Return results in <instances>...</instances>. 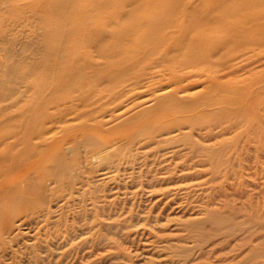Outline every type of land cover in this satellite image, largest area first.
I'll list each match as a JSON object with an SVG mask.
<instances>
[{
	"label": "bare ground",
	"instance_id": "bare-ground-1",
	"mask_svg": "<svg viewBox=\"0 0 264 264\" xmlns=\"http://www.w3.org/2000/svg\"><path fill=\"white\" fill-rule=\"evenodd\" d=\"M255 50L264 55V0H0V113L18 114L0 124L18 119L13 136L24 135L18 156L0 154L17 167L1 164L9 172L0 183V264L14 206L29 226L55 216L58 231L47 238L70 246L32 253V264H264V181L239 203L227 192L236 183L245 190L252 154L255 166L264 161V61L250 67ZM238 58L245 63L235 66ZM200 85L207 90L193 91ZM150 102L137 114L151 123L119 121ZM119 142L153 147L159 164L184 156L190 163L164 176L147 161L127 168L145 193L206 177L171 189L202 192L184 207L196 215L173 219L169 233L161 213L125 215L99 199L97 185L83 188L85 162L111 156ZM120 162L109 163L114 172ZM88 193L87 207L69 208Z\"/></svg>",
	"mask_w": 264,
	"mask_h": 264
},
{
	"label": "rangeland",
	"instance_id": "rangeland-1",
	"mask_svg": "<svg viewBox=\"0 0 264 264\" xmlns=\"http://www.w3.org/2000/svg\"><path fill=\"white\" fill-rule=\"evenodd\" d=\"M120 6H122L121 3H120V5H118V7H120ZM113 8H115V7H113ZM258 53H259L258 50H255V54H254V52H251L248 54V56L249 55L254 56L253 57V63L250 67L256 66L257 64H259V62L264 61L263 60L264 55H260ZM233 62L235 63V66H240L241 64L245 63L244 61H242V58L235 59ZM241 73H243V71ZM195 79H197V78H193L192 80H195ZM199 89L200 90L206 89L205 85H200V86L194 88L193 91H196ZM149 93H150V90L144 91L143 95L141 97H138L134 102L146 100L147 97L149 96ZM230 98H233V97H231V95H230ZM152 103L153 102H150V103L144 104L138 108L133 109L132 111L123 115L119 121H123L124 125H126V126H128V123H129L128 121H131L132 123H135L134 126H137L138 128L143 126L146 123H151L152 122V120L150 119L151 115H149V114L138 115L137 112L141 108H144V106L145 107L151 106ZM131 104H132V102H129V103L126 102L124 107L126 108L127 106H129ZM112 106H113L112 104L108 105V107H112ZM121 111H122V109H118L117 111H115L113 113L107 112V113L103 114L106 116L103 117L102 120L109 121L108 115H112V114L116 115ZM13 112H14V110L11 109L10 113H7V111H5L3 114L0 113V121L3 119V117H2L3 115H18V114H13ZM149 120H151V121L148 122ZM119 121L117 120V121H115L109 125H105L104 127L107 129V128H109V126H112L116 122H119ZM16 122L20 123V120L13 119L10 122H7L6 124H0V154H2V155H5V154L8 155L9 153H12V154L18 156V154H19V150L22 146L21 144H19L21 141L20 138H22L24 135L22 133H19V134H16V136H13V132L15 131L14 130V124H16ZM62 134L63 133L58 132L57 136H62ZM48 143H50V142H48ZM122 145H123V142H119L118 144H115L116 151H115V153L111 154V156L107 157V154H101L100 158H98V159L97 158H89V160H87V162H85L86 166L83 169L88 172V173H86V175L90 176L89 177L90 183H88V185L83 187V188L89 189L90 187L93 186V189H94L95 185H97L98 186L97 189H99V191L97 192V195L100 196L99 199L106 200L107 201L106 203L116 201L117 204L114 203V205L116 206V208H119V210H122V212H124L125 215L128 213V211H131V210L141 211L144 213L145 212L148 213L151 211L154 212L155 214H158V212H159V214L161 213L160 215L163 218L161 221V224H162V226H166L167 230H165V231L169 232V233L173 232V231H171L172 228L170 230L168 229L169 226L173 225V219H174V221H177L178 218L184 219V218L193 217L196 215V213L193 214L191 212L185 211L184 207H187L186 206V201L188 200L187 197H189L190 199H191V197L195 198L198 195H201L202 192L199 191L198 188H196V190L192 189L189 192L185 191V190H180L176 194V193H174L175 191H173L171 189L176 187V185L184 184L186 182H190V181L191 182H195V181L199 182L202 180H206L207 179L206 177H204V176L198 177V179L195 178L194 180L182 181L179 183L163 184L161 186H157V187L152 188L154 190L153 193H151V192L145 193V191H142V189H143L142 185H139L138 183L134 184L135 182L131 184V179L129 176V174H131L130 168L132 167V165H134V167H135V166L140 165L139 163H142L144 161L149 162V167H151L153 170H157V169L162 168L160 170L161 173H159L158 176H162V175L164 176L165 172H168L169 170H173L172 172H176L174 170L175 167H176L177 172H178V170H180L182 167L184 168L185 166H187L190 163V162H187V160H185L184 156L179 157L177 159H174L172 161L171 160L170 161H163L161 164H159L160 161H158V160L160 159L159 155L161 153L158 151L153 152V150H154L153 147L149 146L146 149L142 150L139 148L140 143L135 144V145H131V146H129V145L122 146ZM143 151H145L144 153L148 154V157L143 154ZM253 155L254 154H252L249 161L244 162L246 164L245 165L246 169L245 168L242 169L243 177L247 180V183H248V185L244 188L245 190H243L240 187V184H237V183L233 184V186L232 185L228 186V188H227V192H229V194H231V196H233L235 198L236 202H238V203L245 200L244 195L241 196L243 191H245L246 193L248 192L247 194L250 195V193L252 191L254 192V190L250 191L252 186L257 185V183L262 184V182L264 181V161L262 163L263 167L262 166L258 167L257 164L255 166V161H254ZM133 156L138 158V159H136V160L131 159ZM106 157L110 158L109 162L106 161ZM154 159H157L158 162L152 163ZM119 161H121L120 165H119L120 167H122L121 171L120 172H114V170L116 168L112 164L109 165V163L115 162L114 164H115V166H117ZM1 164H5L7 166H12L14 168L13 171H15V172L17 171L16 164H14L13 161L12 162H6V163L0 162V183L3 181V179L5 178L7 173L9 172V170L6 169L4 166H3V168H1L2 167ZM12 167H10V169ZM125 167H126V170L125 169L123 170V168H125ZM127 167H130V168L128 169ZM148 169L149 168L146 167L145 170H148ZM103 172H108V175H112L113 177L108 178V179H103V177H105V176H103ZM144 178L145 177H142V179H144ZM93 181H95V183H93L94 185L92 184ZM11 183H13V182H11ZM11 183H9V184H11ZM207 184H205V185H207ZM5 185L7 186V183ZM9 186H13V184H11ZM204 187H206V186H204ZM230 187H232V188L230 189ZM89 195L92 196L93 194L88 193V194H85L84 196L81 195L80 198L78 200H76L74 204L69 205V208H73V209L78 210V209H80L81 206L87 207L91 202H93L92 198H89ZM258 198L260 199V201H262L264 199V193L261 192L259 194ZM122 199H124V200H122ZM131 199H132V201H131ZM43 204L44 203H42V205ZM121 207H122V209H121ZM12 208L14 210L15 215L19 214V216L17 217L15 222L11 224L12 229H10L11 231H10L9 235H4V237L7 239V241H6V244L3 246V248L5 249L2 252V254H3V257H2L3 262L2 263L3 264H32V262H30V261H32L31 256L34 253L39 254L41 256H46L49 252V248H51L54 255H59V253H61L63 250L69 249L70 246L68 243L66 244V243H63L62 240H59L57 242L58 244L55 242H54L55 243L54 244L53 242L50 241L51 239L47 238V234L49 232L58 229L57 225H55L53 222V220L56 219L55 216H53L54 218L50 219V223L47 225H45L46 223H45V221H43V222L39 223L37 226H29L28 224H26V222H24L26 215L24 213H22L23 215L20 214V212L18 211L19 210L18 206H14ZM73 209L69 210L68 212H73ZM54 210H55V208H54ZM57 213L58 212H54V215ZM171 219H172V221L168 222V220H171ZM3 226H6L7 229L9 227V225L5 222H4ZM56 231H58V230H56ZM49 236L51 237V235H49ZM138 237L140 240L139 239H137V240L141 241L140 245L148 243V241H146V239L148 238L147 234H144V235L139 234ZM52 243H53V245H55V247H53L51 245ZM95 255L96 254L90 255L89 256L90 258L87 257L85 260H90ZM57 258H59V259H56V261H54V262H58L61 260L60 256ZM139 261H141L140 263H142V259H139Z\"/></svg>",
	"mask_w": 264,
	"mask_h": 264
}]
</instances>
